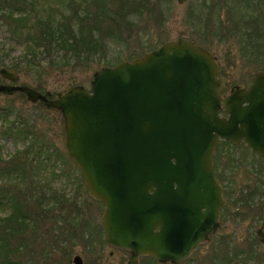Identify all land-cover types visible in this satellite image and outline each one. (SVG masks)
I'll return each mask as SVG.
<instances>
[{"label":"water","instance_id":"obj_1","mask_svg":"<svg viewBox=\"0 0 264 264\" xmlns=\"http://www.w3.org/2000/svg\"><path fill=\"white\" fill-rule=\"evenodd\" d=\"M217 75L208 51L178 38L100 68L88 89L75 85L50 99L30 86L0 84V94L20 92L61 113L65 153L89 196L105 204V241L130 253L127 264L145 256L180 264L218 226V139L245 141L264 156V70L249 88L223 96ZM0 76L17 80L6 69ZM257 235L264 244V221Z\"/></svg>","mask_w":264,"mask_h":264},{"label":"rangeland","instance_id":"obj_2","mask_svg":"<svg viewBox=\"0 0 264 264\" xmlns=\"http://www.w3.org/2000/svg\"><path fill=\"white\" fill-rule=\"evenodd\" d=\"M63 1L64 6L61 5ZM35 2L48 5V13L40 12L44 16L42 23L48 22L45 19L47 14L56 20L69 21L77 33L79 29L87 32L90 38L85 40L86 45L92 46L85 49L86 55L81 56V53L77 58L64 49L63 52L50 51L49 55L39 54L33 59L29 55L26 57L18 38L9 32V28L16 25L13 18H9L8 13H0V69H6L17 77L16 82L11 83L0 76V84L30 86L42 94L50 93V99L75 85L88 89L93 73L102 67L140 58L169 40L195 38L196 28L191 24L190 12L197 0L183 3L177 0H134L135 5L129 3L124 8L129 10V15L121 22V16L117 14L118 4L114 0H95V3L92 0ZM50 5L54 6L55 12ZM7 6L16 9L15 5ZM26 7L28 5L23 4L20 8ZM74 11H78L76 15L80 20L73 16ZM58 23L54 21V25ZM34 31L39 30L34 28ZM51 35L53 41H58L57 35ZM53 41L51 45L55 44ZM230 48V52L237 50ZM218 64V91L226 95L235 86L244 88L251 84L252 76L264 68V52L258 53L257 57L223 55ZM8 105L16 118L27 121V126L31 125L34 136V157L28 158V162L32 160L33 163L27 167V174L21 177L33 181L32 176L37 175L45 182L44 186L32 185V189H26L13 176L0 182V188L18 190L21 196L17 200L32 216L28 225L13 238L3 235L0 228V234L9 238L7 244L10 246L6 250L14 260L13 264H73L76 255L81 257L82 264H127L129 252L115 249L105 242L101 228L104 204L89 196L80 170L65 153L61 113L46 108L42 102H30L19 92L0 94V108ZM0 145L6 159L16 148L22 149L12 138H3ZM37 155L39 157L36 158ZM213 162L214 172L216 169V173L223 176L224 186L230 192L226 208L227 226L223 231L218 230L212 241L202 245L183 264H264V246L255 235L257 221L253 208L242 204L248 202L242 194L247 192L248 195L252 190L249 180L254 179L253 166L257 159L243 143L233 146L221 142ZM1 165L5 168L4 163ZM40 170L46 172L41 175ZM49 190H55L58 198L50 199ZM39 194L46 198H38ZM221 232L227 236H221ZM222 237L224 241H221ZM217 242L219 247L215 246ZM248 257L251 259L247 260ZM139 264L160 263L143 257Z\"/></svg>","mask_w":264,"mask_h":264},{"label":"trees","instance_id":"obj_3","mask_svg":"<svg viewBox=\"0 0 264 264\" xmlns=\"http://www.w3.org/2000/svg\"><path fill=\"white\" fill-rule=\"evenodd\" d=\"M35 1L36 0H0V6L2 5L0 8V13H8L10 15L9 18H13L12 21L16 25L12 28H9V32L14 38H18L19 43L24 48L26 57L29 55L30 58L33 59L39 54L45 55L46 53V55H49L50 51L53 50L56 52H63V49L66 52H72L73 56L76 58L79 57L81 53V56L83 54L86 55L85 49L90 48V46L86 45L85 41L90 38L87 32L79 29V32L77 33L70 24L71 22L64 21L62 18L59 20L50 18L48 14L45 17V19H48V22L42 23L41 21L44 16L40 12L42 11L48 13V5L45 6L43 3H41V5H37ZM114 1H116L118 4L117 14H120L121 16L120 22L121 20H126L127 15H129V10H125L124 8L129 3L131 5H135L134 0ZM92 2L95 3V0H92ZM23 4H27L28 7L21 9L20 7H22ZM4 5L6 6L4 7ZM7 5H15L16 9H12ZM61 5L64 6V1L61 3ZM49 7L53 10V12L56 11L53 5H50ZM13 12L14 14H12ZM77 13L78 11H74L73 16L79 19V17L76 15ZM54 21H58L59 23L54 25ZM34 28H37L39 31H34ZM50 34L57 35L56 39H58V41H53L51 39L52 35L50 36ZM51 40L55 43L54 45L56 48H54V45H51ZM48 41L51 42L49 43ZM42 42L48 43V45L45 46L42 44ZM64 54L65 57H67L66 53ZM12 110L13 109L9 105L7 107L0 108V141L3 138H12L17 145L22 146V149L20 150L16 148L15 152L6 159L3 157L4 155L2 153V146L0 145V182H5L7 179H11L8 177L13 176L15 180H19V184H24L26 189H32V185L37 186V184L44 186L45 182L41 178L39 179L37 175L32 176L34 178L33 181H31V178L26 179L25 177H21L27 174V171H29L27 167L32 166L33 163L32 160L28 162V158L29 156H32L33 153L32 139L34 140V136H32L31 125L27 126V121L16 118L17 115H14ZM33 157L34 156H32V158ZM35 157L37 158L39 156L37 155ZM3 163L5 164V168H2L1 164ZM40 171L41 172L39 173L41 175L46 172L44 170ZM40 174L39 177L41 176ZM51 174L54 175L53 172ZM3 188L5 187L0 188V208L3 213V215L0 216V228L2 231H4L3 235L15 237L16 235H19L22 229L28 225L32 216L28 213L27 208H23L21 202L17 200V198L21 196L17 189L14 190V188H12L9 190L6 188V190ZM48 193L50 194L49 196H51L50 199L54 198L53 200H55L58 198V194L55 190H49ZM42 195H45V193ZM42 195L39 194L38 198H46L41 197ZM3 235L0 234V264H13L14 260L10 259L8 251L6 250V247L9 248L10 246V244H7V240L9 241V238ZM149 259L155 262L153 259Z\"/></svg>","mask_w":264,"mask_h":264},{"label":"flooded vegetation","instance_id":"obj_4","mask_svg":"<svg viewBox=\"0 0 264 264\" xmlns=\"http://www.w3.org/2000/svg\"><path fill=\"white\" fill-rule=\"evenodd\" d=\"M190 16L192 26L196 28L195 38H182L209 51L214 57L218 69V61L223 55L234 56L235 54L236 56L246 55L249 57H257L258 53L264 52V0H197L196 5L191 9ZM199 29H202V31H199ZM230 47L237 48V50L235 49L233 51L234 54L230 52ZM221 142L231 144L228 141L220 139L217 147ZM241 143L246 145L245 142ZM217 147L213 154L215 161ZM247 148L255 155L257 164L253 166L254 179L252 178L253 180H249L250 184H252V190L248 195H246L247 192L242 194L243 199L248 202L242 204L246 207L252 206L254 212L253 216L257 221L255 224V235L258 242L264 246L257 235L264 221V156L259 152L253 151L248 146ZM214 178L220 185L221 197L223 200V205L219 210L218 226L214 233L208 236L205 242L198 245L195 251L205 243H209L211 238L217 236L218 230L223 231L227 226L226 208L230 192L229 189L224 186L225 179H223V176L216 173V169ZM251 199L252 202L250 201ZM203 211L202 209V212ZM220 235L227 236V233L221 232ZM221 239V241H224L223 237ZM215 246L219 247L218 242ZM195 251L180 264L188 261ZM250 259L249 257L247 258V260ZM160 264L172 263L166 262Z\"/></svg>","mask_w":264,"mask_h":264}]
</instances>
